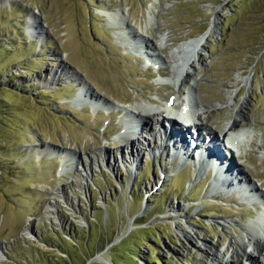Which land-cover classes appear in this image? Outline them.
Returning <instances> with one entry per match:
<instances>
[{
  "label": "rangeland",
  "instance_id": "rangeland-1",
  "mask_svg": "<svg viewBox=\"0 0 264 264\" xmlns=\"http://www.w3.org/2000/svg\"><path fill=\"white\" fill-rule=\"evenodd\" d=\"M3 2L0 264H212L206 250L244 241L260 211L220 194L207 167L180 164L176 156L190 159L194 149L181 143L183 154H172L170 130L165 150L161 138L150 142L156 120L131 150L124 130L137 124L126 111L163 108L190 88L160 83L171 76L172 52L214 26L195 63L193 102L218 134L241 116L251 143L232 162L264 193V16L249 11L252 0ZM102 11L127 12L139 52L122 44L123 30ZM31 15L38 33H28ZM153 44L164 62L147 69L140 52ZM82 88L88 94L73 102Z\"/></svg>",
  "mask_w": 264,
  "mask_h": 264
},
{
  "label": "bare ground",
  "instance_id": "bare-ground-1",
  "mask_svg": "<svg viewBox=\"0 0 264 264\" xmlns=\"http://www.w3.org/2000/svg\"><path fill=\"white\" fill-rule=\"evenodd\" d=\"M3 1H4L3 3H5V4L9 2V0H3ZM155 2L159 3V0H155ZM151 9H152V7H151ZM151 9L149 11V13H150L149 17L150 18H151V15L154 16V14H152V12H151ZM99 12H101V11H99ZM102 15L104 17L106 16L108 18L111 25H113L114 27H119L121 30H123V32H125V34L122 32L123 35L121 38H119L123 42L122 44L125 45L127 48L128 47L131 48L132 46H134L135 47L134 49L138 50V52H139L140 45H142V44L140 43L138 45L136 40H139V38H141V36L139 35L138 31L134 30V28H132L128 24L127 12L123 11V12H119V13L110 14L108 12L102 11ZM36 19H37V17L35 15H31L28 17V21H29L28 23L31 22L33 25V26L28 25V27H27L28 33L29 32L38 33L37 27H36V25H37ZM151 20L152 19H149L148 22H146L145 31H147V28L150 26ZM139 29L141 30V26ZM213 29H214V26L210 25L204 34H202L201 36H199L197 38H193V39H189V40L184 41L176 49V51L172 52L171 60H172L173 66L171 69V76L168 78V81L164 80V79L161 80V83L168 84L170 86L174 85L175 87H176V85L179 87L182 85H185V86L190 85V88L193 90H191L188 87L187 98H188L189 103L191 105L194 118L196 116H198L200 118L203 116V114L205 115V112L202 115H200L202 113L203 107L200 106V104H197V103L194 104V102H193L194 85L198 86L197 80L194 77L195 71H197L195 63L199 61L202 46L205 43L206 39L210 35H212ZM135 43H137V44H135ZM135 45H137V46H135ZM161 50L162 49L158 48L156 44H153V50H152L153 52L149 51L147 54L143 53L144 55L140 52V56L147 59L148 64H152L153 66H155L156 62H159L160 64H162L161 63L162 61L164 62V58H162ZM157 53H159V54L156 55ZM67 74L69 76L70 73H67ZM84 90H85V88H82V90H80L78 92V94L76 95L73 102L80 101L83 97H85L88 94V90H86V91H84ZM177 95H179V94H177ZM174 104H179V101L174 99ZM92 105H95L94 106L95 109L96 108L97 109L98 108L103 109V108H106V106H108V104H106L102 101H96V103H94ZM174 108L175 107L169 106L168 102H166V107H163L160 109L159 108H153L151 106H141L140 107V113L137 116H135L134 114H132L129 111L128 112L126 111V113H125L126 116H129V118L132 117L135 121H137V123H141L140 125H136L134 128V131L137 132L136 135H133L134 141L136 142V144L138 145L140 139L142 138V132L147 130L155 120H156V122H155L154 126H156V125L158 126L157 123H159L160 121H162V123L168 122V117L176 116L177 114L174 115ZM199 111H200V114H198ZM199 118L197 120L200 121L201 125L205 128V130L206 129L209 130L210 134H207V137L205 136L203 138V135L201 137V135H200L201 131H196V127L198 124L194 125L192 128L194 131L197 132L195 134L194 138L191 134L190 135L185 134V136H183L181 134V133H184V130H183V132L180 131L179 130L180 127H181V130H182V128L188 130V128L185 127L184 125L183 126L180 125L179 129L170 128V132L167 133L169 135L168 139H170V138L175 139V141L174 140L171 141L172 146L174 145V148L171 149V153H172V150L174 151V149H175V150H181L182 151L181 154H183V152H184L182 149L183 146L189 147L190 149H194V151L192 152L193 155H192V157H190V159L187 158V156L188 157L190 156V153H187L186 157H184V155L183 156L182 155L176 156L175 152L172 154H175L176 157H180V162H181L180 164H184V163H187L189 161L194 163V160L196 162L199 160H202L203 164L198 162L199 168H204V166H205V168L207 167V170H210L213 173V176H214L213 185H214V187H219L220 189H222V192L220 194L229 195V193L230 194L236 193L239 195H244L245 198H247L248 200L257 202V204H256L257 209L259 207L264 208V193L260 195L259 192H261V191L258 189V186H256L255 184L253 185L251 183V181H248L247 176L244 177V174L247 173V171H245L242 166H239V167L235 166L233 168L229 164L228 157L224 156L225 153L223 152L222 148L219 145V138L221 136H223L224 138L228 137V136H233V134H237V132H236L237 130H239L238 137H241V138L251 137V132H247L246 135H248V136H246L245 134H242L243 132H246V131H242V129H241L243 126V123L241 121L242 119H239V118H241V116L237 115L235 118L230 120V122H227L224 125V127L221 129L222 132L220 134H218V132H214V130L210 127L206 128V124L202 122L201 118L200 119ZM183 120L185 122L190 121L189 118H187V117H185V119H183ZM138 126H141V128H139ZM161 128H162V126H158L155 136H157L159 134V132H161L160 131ZM244 129H246V128H244ZM165 132H168V131H165ZM179 136H182V137L179 138ZM214 136L217 139H215ZM164 140H165V137L163 139H161V141H164ZM250 141L251 140H247L246 145L251 143ZM131 143L132 144H130V146L129 145L127 146L130 150H131V148H134V146H135L133 142H131ZM181 143H183V146ZM168 144H169L168 141L165 144H163L164 145L163 150H165L167 147H169ZM235 145H237L238 148L241 149L240 142L236 141ZM196 146L198 148H200L199 152L197 151L198 149H195ZM54 155H55V152H54ZM230 155L232 156V153ZM231 156H229V157L231 158ZM65 157H66V153H65ZM200 164H202V166H200ZM233 185H235V186H233ZM230 186H233V188L232 187L230 188ZM236 186H238V187H236ZM253 217L255 219H253L250 222V224L247 225L245 227V229H243V232L245 233V239H244V241H242L243 243L237 242L235 240H229L228 244L224 247L223 253H214L211 250H206L207 258L211 261L212 264H230V263H232L231 259L233 260V263H237V264H253V263L264 264V255H263L264 249L262 248V244H264V227H261V225L259 223V220H262L263 226H264V216L261 217L262 219L257 218L256 215L255 216L253 215ZM248 247H253V250L255 252L254 256H251L248 252H247V254H246V252L244 253V249H246ZM240 252H242L243 254L241 255ZM227 256H229V258H227Z\"/></svg>",
  "mask_w": 264,
  "mask_h": 264
},
{
  "label": "trees",
  "instance_id": "trees-1",
  "mask_svg": "<svg viewBox=\"0 0 264 264\" xmlns=\"http://www.w3.org/2000/svg\"><path fill=\"white\" fill-rule=\"evenodd\" d=\"M249 11H254L253 14L260 16L263 15L264 16V0H252V2L250 3V8ZM264 25V21L262 22ZM51 237V235H49ZM154 244L157 245L158 241L157 239H153ZM153 260L155 261V258H153ZM160 263L162 264V260L159 259Z\"/></svg>",
  "mask_w": 264,
  "mask_h": 264
}]
</instances>
